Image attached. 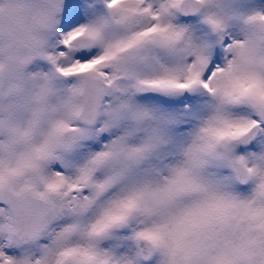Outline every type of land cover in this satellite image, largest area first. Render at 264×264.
<instances>
[{
	"label": "snow or ice",
	"instance_id": "obj_1",
	"mask_svg": "<svg viewBox=\"0 0 264 264\" xmlns=\"http://www.w3.org/2000/svg\"><path fill=\"white\" fill-rule=\"evenodd\" d=\"M0 264H264V0H0Z\"/></svg>",
	"mask_w": 264,
	"mask_h": 264
}]
</instances>
